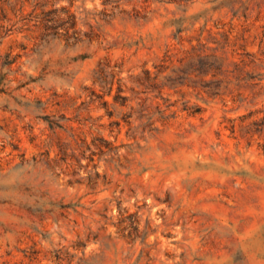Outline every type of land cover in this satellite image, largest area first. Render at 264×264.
<instances>
[{
    "label": "rangeland",
    "instance_id": "obj_1",
    "mask_svg": "<svg viewBox=\"0 0 264 264\" xmlns=\"http://www.w3.org/2000/svg\"><path fill=\"white\" fill-rule=\"evenodd\" d=\"M264 264V0H0V264Z\"/></svg>",
    "mask_w": 264,
    "mask_h": 264
},
{
    "label": "trees",
    "instance_id": "obj_2",
    "mask_svg": "<svg viewBox=\"0 0 264 264\" xmlns=\"http://www.w3.org/2000/svg\"><path fill=\"white\" fill-rule=\"evenodd\" d=\"M2 264H11L10 262H3Z\"/></svg>",
    "mask_w": 264,
    "mask_h": 264
}]
</instances>
